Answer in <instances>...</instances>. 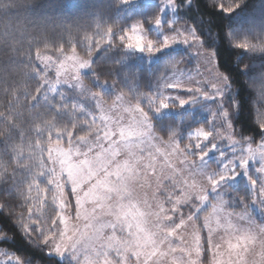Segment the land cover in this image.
I'll list each match as a JSON object with an SVG mask.
<instances>
[{
	"label": "rangeland",
	"instance_id": "obj_1",
	"mask_svg": "<svg viewBox=\"0 0 264 264\" xmlns=\"http://www.w3.org/2000/svg\"><path fill=\"white\" fill-rule=\"evenodd\" d=\"M133 1L159 4L154 21L131 24L120 39L124 45L139 35L144 53H149L148 42L160 49L146 57L150 63L162 58L167 65L156 96L148 95L144 83L139 87L130 71L123 74L127 82L121 89L117 81L94 79L98 89L92 91L78 80L92 74L88 60L74 55L45 58V72L71 88L92 119L87 128L79 126L85 137L74 138L65 124L53 140L44 142L48 182L40 185L31 215L21 216V231L63 264H84L86 257L93 264H264L259 211L264 173L258 174L264 166V141L253 143L234 133L226 104L228 81L194 28L178 21L175 0ZM168 49H181L190 61L163 57L160 53ZM187 61L193 65L182 76L177 64L186 67ZM181 100L187 103L181 106ZM161 102L168 106L161 108ZM201 129L210 133L209 139L195 137ZM249 160L250 175L213 189L212 180L233 168L243 171L241 162ZM101 182L103 187L89 195ZM177 201L181 210L173 212ZM254 201L258 211L252 215ZM60 202H66L62 211ZM57 212L84 242L76 261L71 253L62 258L42 243L47 235L60 238L64 225ZM6 240L0 233V244ZM0 264L29 263L0 247Z\"/></svg>",
	"mask_w": 264,
	"mask_h": 264
},
{
	"label": "trees",
	"instance_id": "obj_2",
	"mask_svg": "<svg viewBox=\"0 0 264 264\" xmlns=\"http://www.w3.org/2000/svg\"><path fill=\"white\" fill-rule=\"evenodd\" d=\"M175 2L178 21L194 28L228 81L226 104L234 133L253 143L264 141L259 130L264 125V0ZM158 14L157 2L0 0V233L7 238L0 247L29 264H63L33 245L19 220L31 215L40 185L48 182L44 142L65 124L74 138L87 136L79 126L87 128L92 115L71 88L45 72L44 59L74 55L88 60L92 74L78 80L96 92L94 79L117 81L121 89L123 74L130 71L138 86L144 83L155 97L167 65L162 58L150 63L149 53L137 55L120 39L131 24L147 25ZM183 52L160 54L173 55L175 62L183 56L189 60ZM189 61L186 67L177 64L182 76L192 68Z\"/></svg>",
	"mask_w": 264,
	"mask_h": 264
},
{
	"label": "snow or ice",
	"instance_id": "obj_3",
	"mask_svg": "<svg viewBox=\"0 0 264 264\" xmlns=\"http://www.w3.org/2000/svg\"><path fill=\"white\" fill-rule=\"evenodd\" d=\"M125 2H127V0H125ZM156 23L159 24L160 21L157 20ZM126 35H128V34L126 33ZM168 43H169V41L165 40L164 46L166 47ZM143 44H144L143 37L137 35L135 37H130L129 42L125 43L124 46L126 48H135L136 51H144ZM237 47L244 48L245 46L244 45H237ZM154 50L157 52L160 51L159 48L153 49L152 42H148L147 51L149 53H151ZM185 103H187V101H184V100L180 101L181 106H183V104H185ZM167 106L168 105L163 103V102H161V104H160L161 108H166ZM259 130H260V132L264 133V125H261L259 127ZM195 137L198 138L199 140H207L210 137V133H208L202 129L197 130V132L195 133ZM196 147L200 148V144L197 143ZM206 155H207V153L204 154V156H206ZM201 159H203V156L201 157ZM254 159L255 158H253V160ZM253 160L241 162L240 168H242L243 171H236V169L233 168L231 172H227L224 175H221L219 177V180H212L213 189L215 190L218 185H222L228 181H233V180L239 178V176L241 174L246 176V173H248V175H250L251 174V172H250V161L253 162ZM255 162L258 165L260 164V161H258V160ZM260 173H264V166L259 168L258 174H260ZM104 183L105 182H101V184L98 185L97 188L93 192L89 193V195H95V193L98 192L103 187ZM250 188H251L252 192H255L256 189L254 187H252L250 185ZM75 191H76L75 187L72 186V193H74ZM75 199H77V198H75ZM77 202H79V201L77 200ZM259 203H260L259 211L261 213V219H264V200H260ZM180 205H182V202L177 201L176 207H174L172 209V211L173 212L180 211L181 210L179 207ZM254 205H255V201L253 202V205L250 206L252 215H253V210L258 211ZM65 206H66V202H60L58 204V208L61 211L63 210V208ZM29 211L31 212V209ZM57 216L59 218L60 224L64 225L63 231L60 233V238L54 239V237L52 235H47L42 239V243H44L46 245H50L51 252L57 254L58 256H60L62 258L65 257L66 254L71 253L72 259L74 261H76V260H78L79 254L81 252V245L84 242H83V240L77 239V235H78L77 230L75 228L69 229V227L66 223L65 217L63 215H61L60 212H57ZM27 231L31 232L32 229H27ZM241 239H243V238H241ZM235 246L238 247L239 244L237 243ZM84 250L86 251L87 249H84ZM84 264H93V262L89 258L86 257Z\"/></svg>",
	"mask_w": 264,
	"mask_h": 264
}]
</instances>
